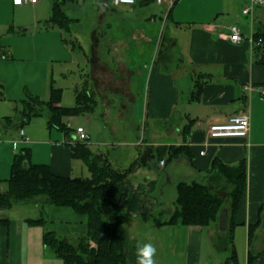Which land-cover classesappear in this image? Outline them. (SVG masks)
Instances as JSON below:
<instances>
[{
    "label": "crops",
    "instance_id": "crops-1",
    "mask_svg": "<svg viewBox=\"0 0 264 264\" xmlns=\"http://www.w3.org/2000/svg\"><path fill=\"white\" fill-rule=\"evenodd\" d=\"M248 1L177 0L169 12V4L160 10L161 20L173 30L169 43L179 49L178 61L182 63L186 60L185 74L192 79V86L184 99L185 106H182L180 65L166 73L154 75L150 72L143 88L135 90L128 76H115L98 51L92 52L88 58L90 80L84 79L83 84L88 82L96 95L100 96L96 107L101 106L99 116L105 117L111 110L114 98L109 95L121 93L125 101L120 106L130 112L133 127L137 125V129L142 130L141 135L134 131L128 137L115 122H106L109 137L118 140L112 144L120 145L117 144L119 148L112 154L109 150L102 153L116 168L124 169L135 164L128 177L107 190L112 202H117L123 192L129 193V200L123 208L125 214L122 215L128 232L129 229L132 232L136 230V226L141 227V223L137 225L138 217L145 221L154 213L157 204L161 207L164 204V187L158 186L156 172L150 177L152 169L161 170L170 164L168 171H165L166 181H170L172 173H177L176 176L182 178L175 181L176 186L181 180L207 179L212 173L215 157L231 165L241 159L246 161V187L234 214L236 223L231 232H220L217 222L207 226L206 230L200 225L166 224L164 222L171 215L173 205L166 219L156 220L158 228L168 229V233L174 237L171 255L182 256V259H176L177 264H213L209 258H204V234L216 251H235L236 260H232L231 264H264V45L249 39L264 24V5L257 6L250 15L244 14L242 8ZM12 3L15 7L20 5L13 0ZM231 24H237L240 29L242 39L239 42L234 43L226 38ZM182 30L186 32L184 35L179 34ZM165 59L169 58L165 56ZM196 76H201L202 91L199 98L191 99ZM241 112L247 113L250 118L247 136H209L210 123L225 121ZM70 117L74 116L64 117V121L72 124L66 120ZM148 118L155 119V127L150 128ZM90 123L87 114L83 115L82 122L78 120L76 123L84 124L89 135L88 143L108 144L103 138L92 142ZM21 129L22 126L16 136L0 132V191L7 187L4 180L9 176L13 156L20 148H29L32 163H47L60 175L76 176L75 169L79 168L81 174L87 169L81 159L71 157L73 131L65 135L55 127H48L47 121L41 133L28 129H23L21 133ZM170 145L184 146L186 150L168 159L167 149ZM163 147L164 153H161ZM161 160L165 162L161 164ZM78 161H82V164ZM155 191L159 197H156ZM42 204L35 203L40 214L44 211ZM53 207H49L51 210L47 209V213L52 211V214H58L57 221L52 220L56 230L45 227L47 222L43 216L44 222L37 224L25 221L28 217L38 218L41 215H28L30 211L18 214L13 213L11 208L0 207V219H9L7 225L0 223V264H67L43 243L42 235L52 230L67 241L74 236L75 239L70 242L75 243L86 233L87 218L69 207ZM69 214L75 218L73 227L64 219ZM256 221L259 224L254 236L248 240L249 224ZM237 226L243 228V232H238L243 235L244 241L240 255L236 253L234 242ZM230 235L232 245L226 240ZM30 254H37V258H27ZM216 264H227V258L219 257Z\"/></svg>",
    "mask_w": 264,
    "mask_h": 264
},
{
    "label": "rangeland",
    "instance_id": "rangeland-1",
    "mask_svg": "<svg viewBox=\"0 0 264 264\" xmlns=\"http://www.w3.org/2000/svg\"><path fill=\"white\" fill-rule=\"evenodd\" d=\"M166 4L168 2L130 6L128 4L115 5L112 0H63V10L71 17V27L67 30L51 21L52 0L22 3L17 7L13 5L12 0H0V82L3 91V98L0 99V132L16 136L19 127L22 126L23 129L41 133L47 121L45 101L50 95L51 85L61 88L60 104L74 105L76 92L82 88L84 79L90 78L88 58L95 51L100 53L116 77H122L124 74L128 76L130 85L135 90L143 88L150 72L154 75L158 72L166 73L180 65L184 104L182 106H185L184 99L192 86V79L190 80V75L185 74L187 72L186 60L182 63L178 61L179 49L172 47L169 43L173 35L172 27L170 25L166 27L161 20L160 10ZM185 33L183 30L179 32L182 35ZM79 44L86 55L78 47ZM165 56L169 59H165ZM113 94L109 95L114 98V102L107 116H99L98 110L101 106L95 112L87 114L92 122L89 130L92 142L97 141V138H103L109 142L108 144L89 142L88 144L95 152L109 150L112 154L119 148L118 143L112 144L118 140L109 137L106 122H115L128 137L134 131L142 134L141 128L137 129V125L133 127L130 112L120 106V103L125 101L124 95ZM34 97L43 101L41 106L35 105L38 109L41 107V111L25 119L22 113H24L26 103L36 104L32 100ZM99 97L97 96L98 99ZM83 115L66 119L72 123L68 126L73 130L78 120L82 122ZM116 116L118 118H115ZM138 123L141 124L139 121ZM148 124L150 128H153L155 119L148 118ZM132 148L135 149L133 146ZM78 162L82 164V161ZM168 166L170 164H166L161 170L152 169L150 173V177L157 173L158 186L164 187L163 208L157 204L154 207V213L147 220L143 221L138 217L137 225L141 223V227L136 226L133 232L129 229L131 235L127 231L129 242H150L156 247L157 264H177L176 259H182V256L171 255V247L175 244L173 235L168 233V229L158 228L155 223L156 220L168 217L176 195L175 181L182 178L176 176L177 173H172L170 181H166L165 171ZM81 173L79 168L74 171L76 176L90 175L87 169H84L83 174ZM213 175L215 178L211 179ZM197 180L208 183L211 190L220 194L225 204H229L230 186L225 177L219 178L212 173L205 180L202 178ZM154 193L156 197H159L156 191ZM42 205H44L42 214L37 211L35 207L37 205L34 202L18 201L12 206L11 211L18 214L30 211L28 215H35V217L41 215L46 219L45 227L55 229L52 220L56 222L58 214H52V211L47 213V209L51 210L49 207L54 208L51 204L43 203ZM123 214H125L124 209ZM64 217L69 226H75V218L71 214ZM104 218L111 220L112 215L105 213ZM204 228L206 230V227ZM238 232H243V228L237 226L235 231L236 253L240 255L244 241L243 235ZM73 237H69L70 241L75 239ZM203 237L206 260L209 258L213 264H216L219 257L227 258L230 251H216L209 244L207 236L204 234ZM26 257L37 258V254H30Z\"/></svg>",
    "mask_w": 264,
    "mask_h": 264
},
{
    "label": "trees",
    "instance_id": "trees-1",
    "mask_svg": "<svg viewBox=\"0 0 264 264\" xmlns=\"http://www.w3.org/2000/svg\"><path fill=\"white\" fill-rule=\"evenodd\" d=\"M174 0L170 9L176 3ZM155 0H135V5H148ZM63 0H52L50 19L58 27L69 30L71 17L62 7ZM253 40L264 45V24L252 34ZM78 47H80V44ZM5 56V55H3ZM201 76H196L191 93V99L199 98L202 91ZM3 98L2 84L0 83V99ZM61 88L51 85L50 95L45 101L47 108V126L55 127L65 135L73 130L64 121V117L78 116L93 113L97 107V95L91 85L86 82L75 94V104L64 106L60 104ZM33 102H27L23 117L26 119L32 114L40 113L43 101L37 97ZM24 121V120H23ZM21 123H23L21 121ZM70 146L71 157L81 159L86 165L89 176H70L55 173L47 163H32L30 150L20 148L13 156L10 174L4 180L5 190L0 191V207L12 208L18 202L48 203L52 206H65L75 213L87 218L86 233L80 236L77 242L67 241L52 230L42 235V241L50 247L54 254L67 264H136V244L129 242L127 229L122 220V210L129 200V193L123 192L117 202H112L108 189L128 177L135 169L131 164L124 169L114 167L105 153L92 150L87 141L72 139ZM184 146L170 145L167 149L168 159L176 157L185 151ZM161 153H164V147ZM165 162V160H164ZM212 173L219 178L225 177L229 184V204L224 203L220 194L214 193L208 183L192 180H181L176 183V197L173 201V211L164 222L174 225H200L207 227L217 222L219 211L223 206L229 208L228 230H232L236 221L234 214L241 202L246 187V161L241 159L231 165L214 158ZM211 173V174H212ZM215 178L214 175L211 177ZM105 213L112 215L111 220L104 218ZM29 224L44 222V218H26ZM9 219H0V223L7 225ZM256 221L249 224L248 240L252 239L258 226ZM227 243L232 245V235ZM236 260L234 250L227 257V264Z\"/></svg>",
    "mask_w": 264,
    "mask_h": 264
},
{
    "label": "built area",
    "instance_id": "built-area-1",
    "mask_svg": "<svg viewBox=\"0 0 264 264\" xmlns=\"http://www.w3.org/2000/svg\"><path fill=\"white\" fill-rule=\"evenodd\" d=\"M38 0H13L15 4L22 3H35ZM135 0H112L115 5L120 4H132ZM174 0H155L156 4H162L168 2L169 5L172 4ZM264 0H249L247 4L242 8V12L244 14H252L254 9L257 6H263ZM229 31L226 34V38H228L231 42H239L242 39L240 29L237 24H231L229 26ZM250 41L253 40V37L249 38ZM264 94V89L262 90ZM69 125V123L67 124ZM250 130V118L247 113L241 112L231 115L227 120L221 122H212L208 126V134L211 137H227V136H239L244 137L249 134ZM23 133V129L20 130ZM73 139H77L80 141H86L89 138L87 130L83 125H76L73 128ZM203 153V151H201ZM164 160H161V164H163Z\"/></svg>",
    "mask_w": 264,
    "mask_h": 264
},
{
    "label": "clouds",
    "instance_id": "clouds-1",
    "mask_svg": "<svg viewBox=\"0 0 264 264\" xmlns=\"http://www.w3.org/2000/svg\"><path fill=\"white\" fill-rule=\"evenodd\" d=\"M157 249L152 243L137 242L136 244V264H157Z\"/></svg>",
    "mask_w": 264,
    "mask_h": 264
},
{
    "label": "water",
    "instance_id": "water-1",
    "mask_svg": "<svg viewBox=\"0 0 264 264\" xmlns=\"http://www.w3.org/2000/svg\"><path fill=\"white\" fill-rule=\"evenodd\" d=\"M228 218H229V208L228 206H223L219 211L217 217V228L220 232H225L228 228Z\"/></svg>",
    "mask_w": 264,
    "mask_h": 264
}]
</instances>
